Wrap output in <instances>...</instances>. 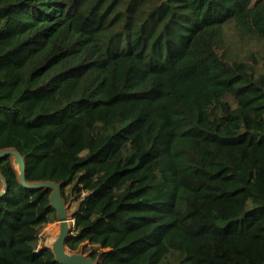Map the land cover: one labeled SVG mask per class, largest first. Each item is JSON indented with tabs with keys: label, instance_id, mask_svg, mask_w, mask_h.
Listing matches in <instances>:
<instances>
[{
	"label": "trees",
	"instance_id": "1",
	"mask_svg": "<svg viewBox=\"0 0 264 264\" xmlns=\"http://www.w3.org/2000/svg\"><path fill=\"white\" fill-rule=\"evenodd\" d=\"M5 147L101 264H264V0H0ZM0 170V264H58L50 189Z\"/></svg>",
	"mask_w": 264,
	"mask_h": 264
},
{
	"label": "water",
	"instance_id": "2",
	"mask_svg": "<svg viewBox=\"0 0 264 264\" xmlns=\"http://www.w3.org/2000/svg\"><path fill=\"white\" fill-rule=\"evenodd\" d=\"M10 157L12 167L17 173L19 183L25 188L50 189V205L56 211L58 227L55 229L49 247L54 254V259L58 264H101L99 257L93 258L91 251H84L81 247L78 251L72 250L68 246V240L74 235L76 210L70 212L72 199L67 200L63 193L62 182L54 180L30 181L27 178V160L21 151L15 147H5L0 149V158ZM0 197L9 190L7 179L0 170Z\"/></svg>",
	"mask_w": 264,
	"mask_h": 264
},
{
	"label": "rangeland",
	"instance_id": "3",
	"mask_svg": "<svg viewBox=\"0 0 264 264\" xmlns=\"http://www.w3.org/2000/svg\"><path fill=\"white\" fill-rule=\"evenodd\" d=\"M255 1V0H254ZM225 39H224V44L221 48L223 51H227L229 54V57L231 58H237L241 57L244 55V58H248L251 56L250 54V48H245L247 46L246 39L242 34H240L238 26L235 24V22H229L225 25ZM243 47V50H242ZM1 187V183H0ZM71 202L70 204V212H73L76 210V202L75 201H69ZM58 227V221H54L51 223H48L43 230L41 231L40 234V244L48 245L51 241L52 235Z\"/></svg>",
	"mask_w": 264,
	"mask_h": 264
}]
</instances>
